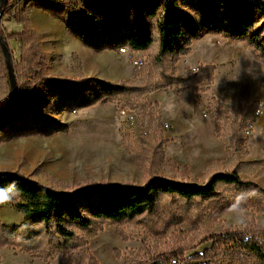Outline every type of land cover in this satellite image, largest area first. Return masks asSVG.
Instances as JSON below:
<instances>
[{"label": "trees", "instance_id": "1", "mask_svg": "<svg viewBox=\"0 0 264 264\" xmlns=\"http://www.w3.org/2000/svg\"><path fill=\"white\" fill-rule=\"evenodd\" d=\"M16 6L19 9L13 16L10 0L1 7L3 19L6 16L7 20L21 23L20 31L6 32L0 27L9 48L13 38L19 39L21 65L14 66L18 85L16 103L0 113V142L29 134L47 136L67 132L66 125L34 120L37 111L14 119L33 108L39 87L49 91V99L42 106V111L47 112L66 102L80 109L97 102L127 100L132 95L172 84L182 88L209 78L214 64L198 65L195 69L188 67L184 76L175 73L179 56L187 54L191 40L201 35V29L191 25V13L198 16L205 31L243 41L264 58V0H16ZM31 7L60 20L70 34L94 50L126 47L147 52L154 77L145 75L142 81L128 78L110 81L84 74L51 75L45 70L38 32L30 25ZM90 16L104 32L101 39L91 36L84 25L69 22L85 21ZM110 17L112 21H102ZM117 24L119 30L111 32ZM1 80L5 95L0 98V107H5L12 100V91L0 50ZM142 106L150 127L157 116L147 113L149 102H142ZM206 107L211 113L215 134L220 135L226 129L227 145H241L246 138L245 130L254 118L257 101L238 102L229 112L219 99L211 96ZM140 139L142 146L137 155L139 162L146 165L138 184L131 180H100L62 188L43 183L18 169H0V185L18 181L21 195L14 203L23 214L19 223L0 221V247L19 248L31 256L47 258L53 252L84 244L86 239L82 233L93 235L104 223L120 225L135 220L157 232L153 216L164 198H167L162 216L165 228L183 221L197 225L202 203H206L214 216L238 210L230 206L242 189L254 188L261 195L246 199L241 207L255 205L264 211V189L241 177L237 162L217 171L205 169V173L211 174L205 184L194 183L186 177L172 179L155 171L163 140L160 137L148 139L146 131ZM170 164L171 169L186 172V165ZM203 242L209 245L186 255L187 250ZM233 252L240 254L237 258L241 264H264V225L247 224L243 229L224 228L203 234L194 243L173 245L156 253L144 264H221V255Z\"/></svg>", "mask_w": 264, "mask_h": 264}, {"label": "rangeland", "instance_id": "2", "mask_svg": "<svg viewBox=\"0 0 264 264\" xmlns=\"http://www.w3.org/2000/svg\"><path fill=\"white\" fill-rule=\"evenodd\" d=\"M10 2L13 16L19 7L16 0ZM33 9L29 11L30 25L38 32L45 70L51 75L75 77L84 74L110 81L127 78L142 81L145 75L154 77L147 52L126 47H123L125 51L94 50L83 45L61 26L64 24L60 20L48 13L44 17L37 16L33 22L30 18ZM2 17L1 13L0 27L4 31L21 30L20 22ZM107 20L112 21V18L102 21ZM69 22L84 25L88 33L98 39L103 36L102 28L92 16L85 21ZM34 23L39 25V30ZM191 25L201 29V35L191 40L187 54L179 56L175 73L184 76L188 67L214 64L209 78L185 84L182 88L172 84L132 95L127 100L97 102L80 109L66 102L47 112L42 111V106L49 99V91L39 87L33 108L14 119L37 111L34 120L42 124L66 125L68 130L47 136L23 135L0 142V169H18L43 183L62 188L100 180H131L138 184L143 179L146 163L139 162L137 153L142 146L140 135L146 131L148 139L160 137L163 140L155 165L159 175L172 179L186 177L194 183L205 184L211 176L205 169L217 171L237 162L241 177L264 189V58L243 41L205 31L195 13H191ZM119 26L117 24L110 31H118ZM9 49L13 67L19 68L18 38L10 41ZM138 59L143 60L141 65H137ZM4 95L1 80L0 98ZM211 96L219 99L229 112L238 102L257 101L260 112L254 113L241 145H227L226 129L220 135L215 134L212 116L206 107ZM142 102H149L147 113L157 116L150 127ZM170 162L186 165V172L171 169ZM166 202L164 198L153 216L157 232L135 220L120 225L104 223L93 235L82 233L86 239L84 244L53 252L47 258L31 256L19 248L0 247V264H144L156 253L173 245L194 243L203 234L224 228L243 229L247 224L264 225V211L255 205L243 208V223L237 224L234 218L238 210L214 216L206 203H202L197 225L183 221L165 228L162 216ZM22 218L14 202L0 206L1 222L15 224ZM208 245L209 242H203L185 253L189 255ZM238 255L223 253L221 264H241Z\"/></svg>", "mask_w": 264, "mask_h": 264}, {"label": "clouds", "instance_id": "3", "mask_svg": "<svg viewBox=\"0 0 264 264\" xmlns=\"http://www.w3.org/2000/svg\"><path fill=\"white\" fill-rule=\"evenodd\" d=\"M21 195L19 183L16 180L9 181L7 185H0V206L13 203ZM261 195L257 189L248 188L242 189L237 195L234 203L230 206L232 209H238L235 215V222L237 224L243 223V208L241 205L246 199ZM27 227V226H24Z\"/></svg>", "mask_w": 264, "mask_h": 264}, {"label": "water", "instance_id": "4", "mask_svg": "<svg viewBox=\"0 0 264 264\" xmlns=\"http://www.w3.org/2000/svg\"><path fill=\"white\" fill-rule=\"evenodd\" d=\"M5 2L6 0H0V17H1V7ZM0 50L5 62L9 87L12 91V100L10 104L5 107H0V113H3L9 110L16 103V100L18 98V85H17L15 70L13 67L12 54L10 52L9 46L4 41L1 32H0Z\"/></svg>", "mask_w": 264, "mask_h": 264}, {"label": "crops", "instance_id": "5", "mask_svg": "<svg viewBox=\"0 0 264 264\" xmlns=\"http://www.w3.org/2000/svg\"><path fill=\"white\" fill-rule=\"evenodd\" d=\"M33 12H31V20L34 22V19H36V17L37 16H41V17H44V16H47V12H45V11H43V10H41V9H37V8H34L33 10H32ZM35 25H36V28H37V30H39L40 29V27H39V25H37L36 23H34ZM62 27L64 26L65 27V25H61ZM66 28V27H65ZM63 30H64V28H63ZM66 35L68 36V38H69V34L68 33H66Z\"/></svg>", "mask_w": 264, "mask_h": 264}, {"label": "built area", "instance_id": "6", "mask_svg": "<svg viewBox=\"0 0 264 264\" xmlns=\"http://www.w3.org/2000/svg\"><path fill=\"white\" fill-rule=\"evenodd\" d=\"M121 51H125L126 49H119ZM137 65H141L143 63V60L138 59L137 61ZM192 69H195V67H191ZM260 112V107L257 106V108L255 109L254 113L258 114Z\"/></svg>", "mask_w": 264, "mask_h": 264}, {"label": "bare ground", "instance_id": "7", "mask_svg": "<svg viewBox=\"0 0 264 264\" xmlns=\"http://www.w3.org/2000/svg\"><path fill=\"white\" fill-rule=\"evenodd\" d=\"M120 49H123V48H120Z\"/></svg>", "mask_w": 264, "mask_h": 264}]
</instances>
